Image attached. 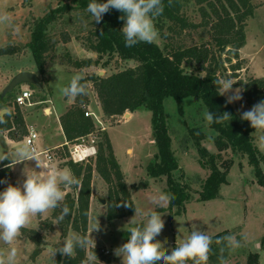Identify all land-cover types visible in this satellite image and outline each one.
Here are the masks:
<instances>
[{
  "label": "rangeland",
  "instance_id": "1",
  "mask_svg": "<svg viewBox=\"0 0 264 264\" xmlns=\"http://www.w3.org/2000/svg\"><path fill=\"white\" fill-rule=\"evenodd\" d=\"M228 1H216L218 9L222 8V4L224 7H229ZM251 1L256 8L254 15L247 21L245 28L246 42L239 50L241 69L235 74L231 69V65L227 64L226 66L229 70L221 69L218 72L221 78L231 79L235 83L233 90H242V99L231 103L240 113L250 109L240 81L246 82L253 77L264 78V0ZM71 2L73 0H0V11H6L11 16L12 22L19 27V31H15L11 28L0 26V48L13 46L20 49L19 53L14 55H0V79L3 78L4 80L5 77L7 79L11 74L16 75L18 70L29 71L39 74L44 88V90H41L36 85L31 84L18 86L14 90L11 101L8 102V107L3 109L15 111L17 105L15 96L21 91H30L32 93V103L39 102V104H32L31 106L18 105L23 118L27 113L31 124L40 123L43 121L44 108L50 105L46 103L49 101L56 107L52 117L56 120L59 113L58 110L65 107L66 111L67 108L78 103V98L69 103L67 98L59 94L57 85H67L72 75L82 73L85 79H88L86 83V101L83 105H86L89 111L96 113L100 119V122L94 121L95 130L91 133V137L88 135L84 138L85 144H93L98 150V142L103 139V133H108L114 145L116 159L124 173L134 201L135 209L139 210L136 216L134 211L128 217L109 221L107 219L108 186L104 191H100L97 187L99 196L105 199L106 203L103 204L100 200L95 199V206L92 210V224L96 223L98 219L100 231H93L91 238L93 242L97 238V242L100 245L106 244L111 248V264H122L121 258L115 255L114 250L127 241L129 234L126 229L134 227L138 223H144L142 213L148 211H156L162 215L165 227L162 233L156 237V240H159L164 246L163 250L169 253L173 248L179 247L180 244L184 243L193 231H204L211 237L221 232H226L228 235L236 234L237 239H241L239 234H247L249 242L231 254L228 252L226 258L228 264H244L248 259V255L251 252H256L252 247V242L259 240L264 244V183L259 181L255 168L249 164L247 156L235 154L229 150L224 154L226 157L233 159V165L228 174V183L221 186L217 197L206 201L199 200V192L202 190L203 181L207 178L210 171L204 168L200 162L198 148L191 130L195 128L202 130L206 134L203 146L210 152L217 153L214 141L216 131L206 125L202 114L207 107L199 98L165 99L172 150L179 164V169L175 170L173 177L175 181L187 184L192 195L184 210L176 213V207L170 209V200L160 202L159 206L153 203L152 200L153 196L159 197L162 194H166V189L169 185L167 176L154 178L148 174V167L157 152L152 136V112L142 107L134 112L127 111L123 115L109 116L104 114L93 80H89L95 75L108 76L117 71L134 67L137 63L132 60H122L116 55L114 57L106 55L100 58L98 53L90 50L86 36L89 33V29L93 27V18H86L85 14L77 16L79 13L75 10L71 11V14L64 16L67 20H73L71 23L61 20L49 31L52 37V48L47 54L45 72L41 73L37 68L32 51L28 47L35 20L43 16L47 11ZM204 7L208 13H211L212 17L211 7L206 4ZM186 11L189 18L195 23L210 20V17L204 18L195 0L188 2ZM212 33L210 25H203L196 30H187L185 34L176 37L174 41L182 43L183 46L210 43L213 49L219 53L220 51L212 38ZM165 41L160 34V38L155 43L164 46L167 43ZM221 56L222 59L226 58L224 52H221ZM87 60L92 62L87 63ZM235 62L236 60H233V63ZM105 63L108 64L104 65ZM7 85H3L4 88L0 90V94L3 93ZM3 109L0 107V111ZM1 118H3L2 115ZM28 130L24 120V125H16L13 129V133L17 136L16 139L0 131V154H10L17 147L25 145V141L22 139L25 138ZM252 138L254 141V136ZM93 139L95 140L94 143H92ZM43 140L46 146H52L53 144L62 143L64 137L57 132L48 131L45 133ZM52 152L55 157L54 161L61 166L71 160L68 146L53 149ZM258 153L260 166L264 174V152L258 149ZM96 156L97 153L83 163L94 162ZM2 163L0 162V166ZM32 164H34V161L26 162L23 166H33ZM31 169L26 168L25 171L30 174ZM13 178L12 175V181ZM67 190L73 192L72 188ZM52 214L50 212L37 216L29 226V229L37 230L40 233L42 238L41 245H38L23 234L15 243L14 246L18 248V264H58L56 262L57 256L55 255L53 258L47 246L59 248L63 239L73 230L69 229L68 233L63 237L61 226L56 224V219H53ZM134 216V223H132L130 221ZM175 217L178 218V221ZM35 219H38L39 227L31 228ZM54 225L59 229L56 232L54 231ZM179 228L180 233L178 232ZM89 229L87 235L89 234ZM178 235L179 239H177ZM8 247V245L0 241V250H6ZM37 248L40 253L34 256L33 252ZM102 248L100 247L99 249L101 250ZM104 256L110 259L111 253L104 254ZM259 262L264 264V256L261 254ZM208 264H220V262L209 260Z\"/></svg>",
  "mask_w": 264,
  "mask_h": 264
},
{
  "label": "trees",
  "instance_id": "2",
  "mask_svg": "<svg viewBox=\"0 0 264 264\" xmlns=\"http://www.w3.org/2000/svg\"><path fill=\"white\" fill-rule=\"evenodd\" d=\"M189 1L172 0V4L169 6V0H163L164 12L156 18L155 26L167 42L164 46L157 43H138L134 47H125L124 35L121 32L125 21L120 19L123 13L115 9H110L108 13L104 14L100 23L92 20L93 27L89 29L86 36L88 48L98 53L100 58L106 55L110 57L116 55L122 60H132L137 63L134 67L117 71L108 76L95 75L89 80H93L104 114L123 115L127 111L134 112L142 107L152 112V136L157 152L148 167V174L154 178L168 177L169 185L166 194L174 197L170 199V209L176 207V213L184 210L192 195L187 184L175 181L173 177L175 170L179 169V164L172 150V139L165 110V99L167 98L182 100L187 97H196L214 116H219L222 112L232 115L230 121L210 125L216 131L214 141L217 153H212L203 146L206 134L202 130L199 128L191 130L198 148L200 162L204 168L210 171L203 181L199 200L206 201L217 197L221 186L228 183V174L233 165V159L224 154L229 150L235 154L247 156L249 164L255 168L259 181L264 183L258 149L251 135L254 129L248 121L241 119V113L231 103H226V96L217 94V89L212 83L213 80L221 78L218 73L221 69L229 70L227 64L231 65L235 74L241 69L239 50L246 42L245 28L248 19L254 15L256 7L251 0H229V7H224L222 4L221 9H218L216 1L222 0H195L204 18L212 19L211 22L206 20L195 23L189 18L186 11ZM90 2L91 0H73L71 3L62 4L47 11L35 20L28 47L31 49L37 68L41 73L45 72L47 54L52 48V37L49 31L61 20L71 23L73 20H67L64 17L71 14V11L76 10L79 13L77 16L85 14L86 18H90L91 14L86 11ZM99 2L103 3L106 0H99ZM205 4L211 7L212 17L204 7ZM203 25H210L213 32L212 38L220 51L219 53L213 49L210 43L183 46L182 43L174 41L176 37L185 34L187 30H196ZM19 51L18 47L7 46L0 48V55H14ZM221 52L226 54L225 59H222ZM233 60L236 62L233 63ZM86 62L91 63L92 61L87 60ZM87 81L88 79H85L82 83H87ZM240 83L250 108L264 100V78L253 77L246 82L240 81ZM13 95L14 91L4 97L0 94L2 109L8 107V102L11 101ZM77 98L78 103L67 108L60 117L69 144H75L95 130L94 120L85 115V110L82 107L86 97ZM1 120L4 122L0 123V131L7 132L11 138L16 139L17 136L13 133V129L16 125H24L20 107L16 105L15 111L9 109ZM27 134L28 131L25 135ZM9 163L10 161L5 160L0 166V180L17 185L15 181H12V167H6ZM68 164L81 183L78 187H72L73 192H68L65 196L63 203L70 209V214L59 223L63 237L69 229L79 232L81 235H87L95 173H98L108 186L107 219L109 221L128 217L135 211L134 201L124 173L116 159L108 133H103V139L98 142L97 156L94 162L85 164L70 160ZM5 187L7 184L0 183V191ZM60 213V208L54 210L53 219H56ZM142 224L143 222L135 226ZM22 234L38 245L42 244V238L37 230L27 227L22 229ZM226 235H228L226 232H221L212 236L210 261H219V250L223 245H218L215 241ZM89 251L96 253L98 258L96 264L110 262V259L105 257L99 248ZM39 253L37 248L33 255L37 256ZM87 253V250L77 249V254L72 259L56 253V262L58 264H83L87 259ZM223 255L226 259L228 251L226 250ZM259 260L260 254L251 252L244 264H260ZM188 264H192V262L190 261Z\"/></svg>",
  "mask_w": 264,
  "mask_h": 264
},
{
  "label": "clouds",
  "instance_id": "3",
  "mask_svg": "<svg viewBox=\"0 0 264 264\" xmlns=\"http://www.w3.org/2000/svg\"><path fill=\"white\" fill-rule=\"evenodd\" d=\"M171 4L172 0H169V6ZM164 8L163 0H106L103 3L99 0H91L86 11L96 23H100L104 14L110 9L123 13L120 19L125 21L121 30L125 47H134L138 43H155L160 38L155 20L163 14ZM0 26L19 31V27L12 22L11 16L6 11H0ZM84 80L85 76L82 73L72 75L67 85H57L59 94L67 98L69 103L77 97L87 95V84L82 83ZM212 83L217 89V94L226 96V103L242 99V90H233L235 83L231 79L217 78ZM202 115L208 126L213 123L222 124L232 119V115L228 112L214 116L207 109ZM241 119L250 123L254 129L251 134L254 136L253 142L260 151L264 152V100L243 111ZM3 122L0 120V123ZM5 160L10 161L6 165L9 168L26 161H35L36 168L40 169L39 172L31 169L30 174L24 170L26 178L22 184L13 185L6 180H0V183L7 184V187L0 191V241L9 246L6 250H0V264H18V248L14 245L22 237V229L29 227L37 216L53 212L57 208L61 209V213L56 217L55 222L59 224L63 221L70 214V209L63 203L66 190L80 186L81 181L71 169H62L43 160L41 154L29 144L17 147L10 154H0V162ZM172 198L174 197L170 194H162L159 197L153 196L152 200L159 206L160 202ZM138 211L135 209V216ZM142 215L144 223L126 229L129 234L127 241L114 250L115 255L121 258L122 264H188L189 261L192 264H208L213 239L206 232L193 231L184 243L173 248L169 253L164 251L163 244L156 240L165 227L162 215L156 211L144 212ZM135 216L130 222L134 223ZM175 219L178 221V218ZM93 231H100L98 219L92 224L90 234L81 235L79 232L70 231L59 248H49L52 257L60 253L72 259L76 256L77 249L87 250L90 245L95 248V242L93 243L91 238ZM178 232L180 233V228ZM239 235L241 239H237L236 234H229L215 241L216 244L223 245L219 250L220 264H228L223 255L226 250L231 254L249 242L247 234ZM252 247L264 256V244L259 240L253 241ZM97 260L96 253L88 251L87 259L83 264H96Z\"/></svg>",
  "mask_w": 264,
  "mask_h": 264
},
{
  "label": "crops",
  "instance_id": "4",
  "mask_svg": "<svg viewBox=\"0 0 264 264\" xmlns=\"http://www.w3.org/2000/svg\"><path fill=\"white\" fill-rule=\"evenodd\" d=\"M21 71H24V70H18V73L21 72ZM11 75L7 79H6V77H5L4 80H3V78L0 79V83H1L0 84V90L4 88L3 85H7L9 83V81L11 80V78L13 77V75H15V74H13L12 76ZM38 77H39V74H38ZM46 103L47 104H50V105H47L44 108L43 121H41L40 123L31 124V122H29V120H28L27 113L24 115V120L26 121V125H27V127L29 129L28 132L31 131V130H34V131H36L39 134V139L37 140V145H38L39 149H41V150H43V149H57V148L67 147V146H65L66 143H67L66 136L64 134V131H63V128H62V125H61V121H60V116L65 112V109L66 108L63 107L61 110H58L59 113H58L57 119L55 120L52 117H53V115L55 113V108L56 107H54V105L51 104L49 101H47ZM33 104L34 105L35 104L37 105V104H39V102L33 103ZM1 119L2 118H1V111H0V120ZM48 131H50V132L51 131H54V132H57L58 134H62L63 137H64V141L62 143L53 144L52 146H46V143L44 144L45 141L43 140V138L45 137V133H47ZM5 133H7V132H5ZM22 140L25 141V139H22ZM25 144H26V142H25ZM113 148H114V145H113ZM26 162H29V161H26ZM26 162L17 164L14 167H12L13 177H14L13 178V181H15L17 184H22L23 180L26 178L25 175H24V170L26 168L27 169H30V168L35 169L37 172L40 171L39 168H36L35 161H34V164H32L33 166L29 165V166H26L25 167V165L23 166V164H25ZM52 163L55 164V165H57L59 168H62V169L63 168H66V167L69 168V169H71V167L69 166L68 163L64 164L63 166L59 165V163H57L56 161H54ZM97 187L100 189V191H102V190L104 191V189H106V187H107V184H106V182L97 173H95L94 179H93L92 197H91V205H90V220H89L90 229H89V234H90V231H91V224H92V218H93V216H92V210H93V207L95 206V199L100 200V198H101L99 196V193L97 192V190H98ZM68 192L69 191L66 190V194ZM51 213H53V212H51ZM37 227H39V223H38V219H35L34 225L31 228H37ZM28 228H30V227H28ZM57 230H59V229H57L56 225H54V231L56 232ZM94 242H95V248L98 249L100 247H103L100 250L101 253L103 252V255L105 254L104 253V250L105 249L110 250V253H111L110 261H111L112 260V251H111V248L109 246H107L106 244L100 245L99 242H97V238L95 239ZM90 249H94V247L92 245H90L89 248L87 249V251H89ZM109 264H111V262H109Z\"/></svg>",
  "mask_w": 264,
  "mask_h": 264
},
{
  "label": "built area",
  "instance_id": "5",
  "mask_svg": "<svg viewBox=\"0 0 264 264\" xmlns=\"http://www.w3.org/2000/svg\"><path fill=\"white\" fill-rule=\"evenodd\" d=\"M32 93L30 91H21L19 92L15 97V103L19 106H31L33 103L31 101ZM85 110V115L88 117H91L94 121L100 122V119L96 113L93 111H89L88 107L86 105L82 106ZM91 137V134L89 135ZM83 137L80 139V141L76 142L75 144H69V142L66 143V146L70 149V159L74 162L83 163L85 161H88V158L91 156L96 155L97 150L95 145H87L85 144ZM25 142L26 144H29L31 147H34L40 154L41 157L47 161V162H54L55 157L52 152L53 149H39L37 145V140L39 139V134L31 130L28 132L27 135H25ZM83 140V141H81ZM95 140H92V143H94ZM105 254L110 253L109 250H104Z\"/></svg>",
  "mask_w": 264,
  "mask_h": 264
},
{
  "label": "water",
  "instance_id": "6",
  "mask_svg": "<svg viewBox=\"0 0 264 264\" xmlns=\"http://www.w3.org/2000/svg\"><path fill=\"white\" fill-rule=\"evenodd\" d=\"M22 84H31V85H36L37 87H39L41 90H44L43 88V84L41 82V79L38 77V75H36L33 72H29V71H21L19 73H17L12 79L11 81L8 83V85L5 87L2 96H6L8 93L13 92L18 86L22 85ZM8 111V109H3L1 111V115L3 117L4 113H6ZM101 203L105 204L106 200L103 198H100ZM47 247L49 248H53L52 246L48 245Z\"/></svg>",
  "mask_w": 264,
  "mask_h": 264
}]
</instances>
